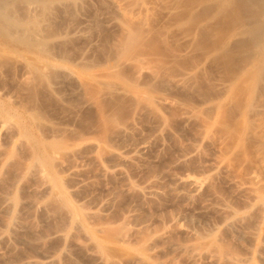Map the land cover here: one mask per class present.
<instances>
[{"label": "rangeland", "instance_id": "rangeland-1", "mask_svg": "<svg viewBox=\"0 0 264 264\" xmlns=\"http://www.w3.org/2000/svg\"><path fill=\"white\" fill-rule=\"evenodd\" d=\"M2 3L0 264H264L252 68L226 74L169 0Z\"/></svg>", "mask_w": 264, "mask_h": 264}, {"label": "bare ground", "instance_id": "bare-ground-1", "mask_svg": "<svg viewBox=\"0 0 264 264\" xmlns=\"http://www.w3.org/2000/svg\"><path fill=\"white\" fill-rule=\"evenodd\" d=\"M3 1L0 0V18L4 16V11H5L4 10L5 8L4 7L2 8V5H4L6 2L3 4L2 3ZM169 1L170 4L168 6L169 9L168 13L175 14L176 17L178 18L177 20L176 17L173 15L175 17L173 19L176 20L174 21L176 23H180L177 21H180L181 19V22L183 23L184 22L183 20H185L186 24L185 23L183 24H185V26L189 25L188 26L189 28L188 27L187 28L188 30L194 31V34L197 36V37L195 36L196 39L199 38L197 40L206 43V46L208 45L207 46L208 49L212 48L216 51V53H214L215 54L214 58L216 59V61H218V63L221 64L220 66L223 67V70L226 74L228 73L229 75L230 73L233 74V72H235L234 70L237 71L240 68H246L247 66H249V68H252V71L251 70L249 71L251 73L250 74L248 73V77L249 78L252 77V86L248 94V98L246 100V104L244 108V114L246 115L248 121L245 126L243 140L249 141L254 145V149H253L254 157L256 158L261 171L264 172V0H169ZM27 33L28 31L26 32V34ZM215 164L216 163H214V165ZM180 177H178V179ZM184 178L188 179L186 177ZM189 179L190 181L184 179H183L184 181L183 180L181 181L183 183H185L186 181L188 183L191 182L193 186H195L194 185L195 183L197 185L198 179L196 178L194 179L189 178ZM236 179L235 180L234 178L233 180L231 179L232 180L231 183L237 186L239 185L240 186L239 188L242 189L241 191L248 192L250 197L255 198L254 188L249 183V181L247 179L245 180L243 179L236 180ZM148 190L149 189H147V191ZM143 192L146 191L144 190ZM5 197L8 196H4L3 200L0 202V212H9L10 210H12L10 198L8 199ZM223 209L224 208L217 209L222 213L220 214L221 216H219V219L221 217L220 220H223L222 215L225 213V211L223 213ZM4 235L6 234H4L0 230V239ZM6 237H7L6 239H8L7 235ZM2 239L1 241L5 240ZM5 243L8 242L4 241L3 244L5 245ZM7 246H9V243L7 244ZM193 246L190 249L186 246L187 247L186 249H189L188 251L191 250L194 251L195 246L194 247ZM4 247L0 246V257L5 259V254L7 253V250L6 249H5L6 251L2 250ZM191 252H189L188 255L190 256L192 254L190 257H188V259L190 260L191 258H193V260L195 261V259L199 258L197 256L202 255V253L197 252V250L195 252L192 253ZM209 256H212V254L209 253ZM206 257H208V255H206ZM226 259H229L228 262H230V264H247L246 263L247 260L244 258L236 257L235 259L234 258L232 259L231 257L229 258L227 257ZM2 261L4 262L5 260L2 259ZM38 262L40 263V261L38 260L35 259L31 260V258L30 259L27 258L17 263L38 264ZM13 263L15 264L14 260Z\"/></svg>", "mask_w": 264, "mask_h": 264}]
</instances>
